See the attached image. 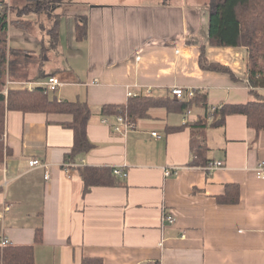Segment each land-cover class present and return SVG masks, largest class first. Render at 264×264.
<instances>
[{"label":"crops","instance_id":"obj_1","mask_svg":"<svg viewBox=\"0 0 264 264\" xmlns=\"http://www.w3.org/2000/svg\"><path fill=\"white\" fill-rule=\"evenodd\" d=\"M42 1L0 0V16L6 4L14 12L30 7L26 18L45 20L28 28L9 25V48L15 36L20 50L11 80L38 85L58 77L62 85L50 96L90 105L87 133L95 146L69 160L71 115L7 111L4 141L10 153L0 165V239L35 244L41 228L37 264H83L85 257L104 264H264V179L254 170L264 161V130L249 128L245 115H229L224 126L207 130L204 141L208 159L224 165H190L192 133L206 107L253 99L247 48L209 46V9L202 5L65 0L52 8L59 16V48L41 61L51 27ZM81 16L89 27L83 41L76 36ZM203 45L209 61L231 68L238 79L203 70ZM176 86L195 88L206 106L197 104L188 114L151 108L126 136L113 130L116 115L102 114L104 105L126 104L130 93L167 97ZM106 117L110 124L103 122ZM32 159L48 169L31 167ZM83 165L114 173L121 167L124 174H115L122 184L93 186L85 194L78 169ZM171 167L181 171L166 176ZM229 184L240 186L239 201L219 202ZM165 214L174 221L165 223Z\"/></svg>","mask_w":264,"mask_h":264},{"label":"trees","instance_id":"obj_2","mask_svg":"<svg viewBox=\"0 0 264 264\" xmlns=\"http://www.w3.org/2000/svg\"><path fill=\"white\" fill-rule=\"evenodd\" d=\"M65 0H48L47 3ZM170 0H162L168 4ZM54 4V3H53ZM57 5V4H56ZM31 11V10H30ZM8 6L2 8L0 16V165L4 162L9 147L4 141L7 111L44 112L47 114H68L72 120L66 126L74 132V144L68 155L69 160L88 153L94 144L88 137L87 128L92 116V109L87 102L60 101L51 97L42 86L33 90L24 87L10 86L5 93L7 81L15 82V54L20 52L9 48L7 30L9 25L17 28H28L33 21L15 18L9 20ZM20 16V15H19ZM51 26L48 30L50 44L44 48L40 56L41 61L46 60L48 51L56 52L59 48V16L50 13ZM77 40L83 41L89 36V27L86 16L77 18ZM208 45L212 47H246L249 53L247 80L253 99L245 104L225 103L217 106L215 110L210 107L205 118L197 123L193 130L191 166L208 167L214 161L208 159L209 148L205 144V137L209 128L225 125L227 116L240 114L247 118L248 127L260 133L264 130V95L259 93L264 89V0H211L208 18ZM206 45L202 46L199 64L203 70L226 73L233 80L238 79L231 68L218 62H211L206 57ZM8 77L7 80L5 77ZM6 79V80H5ZM197 91V90H196ZM197 104L206 106L205 95L176 99L173 96L154 97L137 95L129 98L126 104H107L102 107L104 116L126 115L130 122L136 124L140 118L146 117L149 110L154 107L166 108L168 112L179 111L189 113ZM211 117V119H210ZM81 177L84 181V193L89 192L93 186L113 185L120 183V177L110 167L80 166ZM208 169V168H207ZM122 184V183H120ZM241 188L236 184L226 186L225 195L218 197L219 202L238 199ZM43 240V230L37 229L35 244ZM35 244L17 245L9 243L0 244V264H37L35 259ZM83 264H104L100 258L85 257Z\"/></svg>","mask_w":264,"mask_h":264},{"label":"built area","instance_id":"obj_3","mask_svg":"<svg viewBox=\"0 0 264 264\" xmlns=\"http://www.w3.org/2000/svg\"><path fill=\"white\" fill-rule=\"evenodd\" d=\"M137 58L139 59L140 56H137ZM15 85V82H11V81H7V86L5 87V93H7V89L12 85ZM62 85V81L56 77V76H50L46 81H44L43 83H40L37 85V83H19L20 87H24V88H28L30 90H33L35 87L37 86H42L45 91L49 94L52 95L54 93H56V91L58 90L59 86ZM171 94L180 99L182 97H188V98H192L194 96H196V89L195 88H183V87H173L171 89ZM131 96H136V94L130 93ZM213 110L216 109V107L212 108ZM104 123L110 124V120L109 118H104L103 119ZM113 130L116 131L117 133H119L122 136H126L129 131L133 130L136 128V125L132 122L129 121L128 117L126 115H116L115 120L113 123H111ZM153 136L158 137L159 134L157 132L152 133ZM30 166L35 168V167H43V168H47L48 169V164L43 162L42 160L39 159H32L29 161ZM224 165V162L222 161H215L212 164H209L208 169L209 170H215L218 169L220 167H222ZM257 176L261 179H264V161L259 162V164L256 166V168L254 169ZM181 171V167H171L170 168H165V174L166 176H170L173 174H179V172ZM115 173L118 175H123V169L121 167H117L115 168ZM50 174L49 172L46 173V177L45 179H49ZM11 207L10 205L6 206V210H9ZM4 219V214L0 213V222H2ZM174 219L169 216V214H165V223H169V222H173ZM11 243L9 239H7L6 237H2L0 239V244L1 245H7Z\"/></svg>","mask_w":264,"mask_h":264},{"label":"rangeland","instance_id":"obj_4","mask_svg":"<svg viewBox=\"0 0 264 264\" xmlns=\"http://www.w3.org/2000/svg\"><path fill=\"white\" fill-rule=\"evenodd\" d=\"M121 2H127V1H129V0H120ZM131 1H133V2H136V1H134V0H131ZM160 0H145V1H143V2H147V3H152V4H154V3H157V2H159ZM174 2H179V3H188V4H194V5H202V6H205V7H207L209 10H210V1L211 0H173ZM48 2V0H43L42 2H40V7L42 6V8L43 9H45L46 10V17H47V15L49 14V13H51L52 12V8H53V6H55L56 4H58L59 2H51V3H47ZM170 2H171V0H170ZM54 3V4H53ZM29 10H31V11H29ZM32 10L33 9H31L30 7L28 8L27 6H25V7H23L22 9H16L15 10V12H14V10L11 8V7H8V16H9V20L11 19V20H13V19H15V18H22V19H30V18H26V16L24 15V14H26V13H29V12H32ZM23 12H25V13H23ZM20 15V16H19ZM55 15V14H54ZM43 19V16L41 17V16H36L34 19H30L29 21H33V23H39L40 24V21ZM43 21H45L44 19H43ZM32 23V24H33ZM31 24V25H32ZM30 25V26H31ZM52 27V26H51ZM14 39V40H13ZM11 40H13V42L11 41V43H10V45L12 46V47H14L15 48V36H13L12 37V39ZM36 50H39V49H36ZM13 77L15 76V74L14 75H12ZM6 79H7V76L5 77ZM5 79V80H6ZM24 82H26V83H33V82H30V81H17V82H15V84H19V83H24Z\"/></svg>","mask_w":264,"mask_h":264}]
</instances>
